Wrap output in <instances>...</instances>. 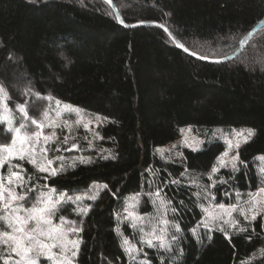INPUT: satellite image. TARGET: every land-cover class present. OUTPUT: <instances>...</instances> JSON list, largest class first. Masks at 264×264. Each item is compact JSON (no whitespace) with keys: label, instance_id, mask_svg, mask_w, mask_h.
<instances>
[{"label":"trees","instance_id":"1","mask_svg":"<svg viewBox=\"0 0 264 264\" xmlns=\"http://www.w3.org/2000/svg\"><path fill=\"white\" fill-rule=\"evenodd\" d=\"M113 1L128 24L161 23L208 58L237 51L264 20V0ZM259 30L237 58L211 63L185 53L161 27L121 26L105 0H0V82L18 121L23 120L18 104L39 117L48 96L108 118L100 127V144L115 159L95 156L56 176L24 162L35 183L58 192H82L95 182L108 185L97 200L88 201L86 216L76 215L72 203L59 212L83 227L78 264H134L122 247L117 213L136 193H143L142 210L152 211L148 193L157 187L177 209L170 216L182 235L170 252L150 250V264H264V215L240 224L246 232L227 230L231 239L213 230L202 231L198 240L192 232L204 216L196 195L201 188L193 180L227 203L236 200V192L264 187L255 163L264 154V26ZM186 126L201 136L223 126L252 127L255 135L240 148L238 170L222 169L210 187L208 173L225 143L185 149L176 160L157 152ZM11 139L12 132L0 123V145ZM125 228L130 232L128 224Z\"/></svg>","mask_w":264,"mask_h":264},{"label":"snow or ice","instance_id":"2","mask_svg":"<svg viewBox=\"0 0 264 264\" xmlns=\"http://www.w3.org/2000/svg\"><path fill=\"white\" fill-rule=\"evenodd\" d=\"M81 3H83V0H81ZM107 3L111 4L112 0H107ZM120 22L123 23V20ZM139 23L144 24L146 22L140 21ZM158 26L164 28L169 36L172 35L164 25L161 24ZM244 39L247 40L248 37L246 36ZM176 43L184 52L189 53V49L185 47L184 44L179 43V41H176ZM241 43H243V41H241ZM190 55L198 56L195 51L190 52ZM198 58L208 59L207 56L203 55L198 56ZM37 96H42V94H37ZM46 98L49 101L53 99L51 96ZM7 99V94L3 86L0 85V105H2L4 113H10L6 103ZM61 104L62 102L59 99L55 100V112L57 116L61 115ZM62 107L63 111L76 115L77 123H80L83 119V110L78 107L66 103L63 104ZM16 108L25 118H28L25 104H18ZM43 116L45 120H47L48 112H45ZM107 119V117L97 115L95 117L97 126ZM31 122L40 129L46 126L36 119H32ZM0 123L6 125V131L14 133L10 145L0 146V170H3L5 165H7V175L5 176L0 172V223L5 225L4 229H0V264H40L41 258L49 261L50 264H74L83 240L80 238L70 239L69 237L72 234L78 236V234L83 231V227L81 224H78L76 220L68 219L63 215L59 217V224H54L53 220L57 213L61 211L60 206L68 203L77 205L75 209L76 215L86 216L91 210V206L83 205L82 202L84 200H97L100 192L107 189L108 185L93 184L89 192L74 197L68 195L66 192L57 194L56 189L50 187L47 183L43 186L34 185L24 190L28 180H31V177L25 180L24 176L21 174L25 170L20 164H13V160H27L39 172L48 173L49 176H56L64 171V157L56 156L50 159L47 155L49 149L44 145H39L40 133H33L30 136L21 135L25 125L20 124L19 127H13L14 121L10 116L0 115ZM91 123L92 121L88 120L84 123V128L89 129ZM47 126L51 127L52 125L48 124ZM55 126L60 127L59 124ZM184 131L183 129L181 130V132ZM187 131L191 132V129L189 128ZM254 135L255 131L251 128L241 129L239 131L233 130V138L226 139L227 150L217 158L218 166H213L211 172L208 174V178L212 179L213 174L217 173L220 168L230 167L233 171L238 170V162L243 163L239 159L238 149L242 143H247ZM94 136L103 139V137L99 136L98 132L94 133ZM55 137L56 134L53 132L51 137L44 136L43 140L45 144H47L50 140L55 142ZM193 140L194 143H189L188 138L185 137V146L191 147L193 151L199 150V146L203 144L204 141L196 140L195 138H193ZM63 142L67 144V136L64 137ZM89 144L91 145V141H89ZM77 147L78 145L75 143L71 145L72 149ZM173 148H175V145H173ZM233 149L237 151L226 161L225 157H228L229 152ZM55 151L59 152L60 148L57 147ZM158 151L163 158L164 152L168 150L160 149ZM110 156L111 153L104 156L103 159L107 160ZM176 156L182 157L183 154L177 152ZM111 158L115 159V156H111ZM54 160L61 161L59 168L52 167ZM80 162L91 163L92 161L91 158H81ZM72 166L74 167L75 163H73ZM14 169H20V171H14ZM148 171L151 172L152 170L149 169ZM261 172L264 173V168L261 169ZM153 174L155 175L154 172ZM181 175H184V173H181ZM47 179L48 177L46 176L45 180ZM5 181H7V186L5 185ZM221 182L224 183L226 181ZM171 183L175 184L179 183V181L172 180ZM193 184L206 193L204 199L209 200L210 205L217 209V211L213 213L208 212V209L203 205L201 206L202 211L205 212V218L197 227L202 226L209 232L212 230L220 231L224 233L228 239H231L225 226H228V228H236L239 224V220L233 218L234 212L239 211V214L249 222L255 221L257 216L264 213V195H262L264 194V187L258 188L256 193H248V199L244 200L243 203H241V198L244 194L236 192V203L225 205L224 203L213 204L215 197L207 190L208 186L196 184L195 180H193ZM211 187H215V184H212ZM17 188H21L22 191L17 192ZM38 188L39 191H37ZM44 189H47V191ZM162 192L163 189L157 187L154 192L148 193V196L152 198V204L157 212L161 213V216L165 215L169 210L175 213L177 209L171 208V201L165 196H162ZM29 193L37 194L35 196V202L31 204V207L26 208L21 202L28 199ZM201 194V192L196 193L197 196H201ZM113 195H115V193H113ZM139 197L140 194L137 193L130 198L132 203L125 208V212H128L129 208L138 207ZM124 220H132V227L137 228L136 221H143L144 217L138 215L134 216L132 212H128ZM157 225L158 226L152 227L147 232L144 231L143 226L139 227V231L144 237L142 243H145L149 248H157L158 250L170 252L174 242L178 240L176 233L181 231L180 225L178 223H171L167 219H158ZM170 229H174V232H171ZM239 231L246 232L247 228L240 227ZM117 232L119 234V229H117ZM192 232L194 235H197V239L199 240L197 229L193 228ZM208 239L211 240L210 235ZM249 239H251V237H249ZM157 241L158 243H156ZM122 247L134 264H150L149 261L137 260V257L143 252V249H138L135 245H130L127 238L123 239ZM54 249H58V251H54ZM144 255L147 254L144 253Z\"/></svg>","mask_w":264,"mask_h":264},{"label":"rangeland","instance_id":"3","mask_svg":"<svg viewBox=\"0 0 264 264\" xmlns=\"http://www.w3.org/2000/svg\"><path fill=\"white\" fill-rule=\"evenodd\" d=\"M0 85L3 86V84L1 82H0ZM3 88H4V90H5L6 94H7V97H8L6 103H7L8 109L10 110V113H4L3 107H2V105H0V115L10 116V118L14 121L13 127H19L20 124H24L25 128L22 130L21 135H29L30 136L33 133L39 132L40 133L39 145H44V146H46L49 149V151L47 152V155H48V157L50 159H53L56 156H62V157H64V161L63 162H64L65 167H66L67 165L71 166V165H73V163L76 164V163L80 162L81 158H84V159L91 158L92 159L95 156H101V155L107 156V155H109V151H107L105 149V147L102 144H100L102 139L96 138L94 136V133L98 132L99 136L102 137V134L100 132V127L103 124H105L106 122H108V119L104 120L102 123L99 124V126H97V122L95 120V117L97 115H99L101 117H104L103 115H101L99 113L91 112L89 110H86V109H84L82 107H79L77 105L69 103V101L66 102V101H63V100L59 99L62 102V104H61V115L57 116L56 112H55V108H56L55 100L58 99V98H53L51 101H49L48 107L42 112V114L39 117L32 116L29 113L28 109H27L28 118H25L24 115H23V120L18 121V116H16L14 114V112H13V110H12L10 104H9L8 91H6L7 89L4 86H3ZM65 103L73 105V106L78 107L79 109L83 110L84 116H83V119L80 121V123H77V117H76V115L74 113H69V112L63 111V107L62 106ZM45 112H48V119L47 120H45V118L43 116V114ZM32 119H36L37 121L44 123L46 126L43 127L42 129L37 128L36 125L32 124V122H31ZM88 120H91L92 123L89 125V129H85L83 125ZM48 124H51L52 126L49 127V126H47ZM57 124H59L60 127H56L55 125H57ZM189 128L191 129V132L187 131V129H189ZM247 128L253 129L252 127H245V128H228V127H224V126L223 127H215L214 129L208 131L206 133V135L201 136L195 131L194 127L186 126V127L183 128V130H185V131L181 132V135H180V137L177 140H175L172 143H169V144H166V145H163V146H159L157 149L158 150H160V149L168 150V151L164 152V157L163 158L166 159V160L180 159V158H182L184 156L185 149H191L192 150L191 147H186L185 144H184L185 137H187L189 143H194L193 138H195L196 140L204 141V143L199 146V150H202L205 147V145L208 144V143L221 141V142L225 143L226 146H225L224 151H226L227 150L226 139H232L233 138V136H232L233 130L239 131L241 129H247ZM53 132H55V134H56L55 142L50 140V141L47 142V144H45V142L43 140V137L44 136L51 137ZM13 135H14V133L12 132V139H13ZM65 136L68 137L67 144H65L63 142ZM252 137H251V139H252ZM12 139H11V141H12ZM11 141L9 143H7V144L5 143L4 145H10ZM89 141H91V145L89 144ZM74 143L77 144L78 147L75 148V149H72L71 145L74 144ZM244 144L245 143H242L240 145L239 149H238L240 161H241L240 148ZM4 145H0V146H4ZM173 145H175V148H173ZM57 147L60 148L59 152L55 151V149ZM67 149H71V150H67ZM38 150H39V148H38ZM158 150H157V152L160 154V152ZM199 150H196V151H199ZM236 151H237L236 149H233L231 152H229V155H228V157H225V160L226 161L229 160L231 158V156L235 154ZM177 152L182 153L183 156L182 157L176 156ZM26 161L27 160H13L12 161L13 164H20L22 166V168L25 170V171H23L21 173L22 176H24L25 180H27L28 177H30V175L26 172V167L24 166V162H26ZM60 163H61V161L54 160V163H53L52 167L59 168ZM255 163H256V167H257L258 173L260 175L264 176V173L261 172V169L264 168V154L257 155L255 157ZM214 166H218L217 162L215 163ZM239 166H240V163L238 162V168H239ZM222 169H231V168L230 167L220 168V170L217 173L213 174V176H212L213 181L210 183V185L216 184L215 175L218 174ZM14 171H20V169H14ZM0 172H2L6 176L7 175V165H5V168L3 170H0ZM210 172H211V170L209 171V173ZM45 174L48 175V173H45ZM93 184L102 185V183H99V182H95ZM5 185L7 186V181H5ZM34 185H39V183H35L34 180H32V179L28 180V183L26 184L24 190H26L28 187H32ZM52 188H54V187H52ZM90 188H88V189H86V190H84L82 192H77V193H68V192H66V193L68 195L74 197L76 195H80V194H84L86 192H89ZM16 190H17V192L22 191L21 188H17ZM44 190L47 191V189H44ZM207 190L210 191L214 195V197L216 198V194L213 193L211 191V189H207ZM37 191H39V188L37 189ZM256 191H257V189L249 190L246 193H242L244 195L241 198V203H243L244 200L248 199V196H247L248 193H256ZM56 192H57V194H60V193H64L65 191H59L58 192V190L56 189ZM200 192L202 193L201 196H200V198L202 200V205L205 208L208 209V212H213L214 213L215 211H217V209H215L214 207H212L210 205L209 200H205L204 199V195L206 193H204L202 189H201ZM36 194L37 193H29L28 199L26 201H22L21 203H23L26 208L27 207H31V204L35 202ZM136 194L128 195L126 197V199H125L123 208L121 209V211L119 213H117V219H118L117 229H119V236L121 238V243L122 244H123V239L127 238L130 245H135L138 249H143V252L137 257L138 261L139 260H144V261H149L150 263H152L151 258L149 257L150 250H154V249H157V248H149L145 243H142V240H143L144 237L141 234V232L139 231V227L143 226L144 231L147 232L152 227L158 226L157 225L158 219H167L171 223H178V222H176L175 220H173L171 218L170 210L163 216H161L160 212H157V210H156V208L154 206H153L152 211H150V212L149 211H143L142 210L143 193H139L140 197H139V205H138V207L129 208L128 212H132L134 216H137V215L138 216H143L144 220L143 221L137 220L136 221L137 222V228H133L132 227V220H124V217L126 215H128V212H125V208L129 204L132 203L130 198L133 197ZM262 195H264V194H262ZM88 201L89 200H84L82 202V204L83 205H88V203H89ZM219 203H224L225 205H229V204L236 203V200L234 202L227 203V201L226 202H221V201H217V199H215L214 202H213V204H219ZM62 206L63 205H61L60 208ZM76 207H77V205H76ZM263 215H264V213H261V215H259V216H263ZM259 216H257V218ZM204 218H205V212H204V216L201 219V221ZM233 218L239 220V224L237 225L236 228L240 227V224H242L243 222L246 221L243 218V216H241L239 214V211L233 213ZM201 221L199 222L198 225L201 224ZM53 223L54 224H59L60 223L59 212L57 213L56 217L54 218ZM125 224H128V226L130 227V229H131L130 232H128L127 229L125 228ZM197 226L195 228L197 229V234L198 235H200V233L202 231L209 232L208 230H206L202 226H200V227H197ZM225 227H226L227 230L236 229V228H228V226H225ZM4 228H5V225L3 223H0V229H4ZM180 228H181V226H180ZM170 231L174 232V229H170ZM176 235L178 236V240L174 242L172 248H174V246L179 241V238L182 235V228H181V231L179 233H176ZM69 238L70 239H77V238L82 239L80 234H78V236L76 234H72V235H70ZM156 243H158V241ZM80 247H81V245H80ZM54 251H58V249H54ZM79 251H80V248H79ZM144 253H146L147 255H144ZM77 258H78V256L75 258L74 264H78ZM40 264H50V262L46 261L43 258H41Z\"/></svg>","mask_w":264,"mask_h":264},{"label":"water","instance_id":"4","mask_svg":"<svg viewBox=\"0 0 264 264\" xmlns=\"http://www.w3.org/2000/svg\"><path fill=\"white\" fill-rule=\"evenodd\" d=\"M107 2V0H105ZM109 4V3H108ZM116 16H117V19L119 21V24L125 28H135V27H141V26H147V27H150V26H153V27H159L158 25H161V23H158V22H146L144 24H140L139 22L138 23H134V24H128L127 22L124 21V19L122 18L121 14H120V11L116 5V3L112 0V3L109 4ZM118 14V15H117ZM123 20V23H121L120 21ZM133 25H136V26H133ZM163 25V24H162ZM165 26V25H164ZM264 26V20H262L259 24H257L247 35L248 39L243 41V43H241L240 47L237 49V51H235L234 53L226 56V57H223V58H208V59H201V60H204V61H208V62H211V63H225V62H229L235 58H237L244 50L245 48L248 46V44L251 42V40L255 37V35L258 33V31H260L259 29H261L262 27ZM169 32L172 33V35L170 36L172 38V40L174 41V43L177 45L176 41H179V43H181V41L177 38V36L167 27L165 26ZM162 28V27H161ZM164 29V28H162ZM168 33V32H167ZM183 44V43H182ZM178 46V45H177ZM185 46V45H184ZM179 47V46H178ZM186 47V46H185ZM180 48V47H179ZM181 49V48H180ZM182 50V49H181ZM190 52H192L190 49H189V54L190 55ZM186 53V52H185ZM200 56V55H198ZM198 56H194L195 58H198ZM213 61H219V62H213Z\"/></svg>","mask_w":264,"mask_h":264}]
</instances>
